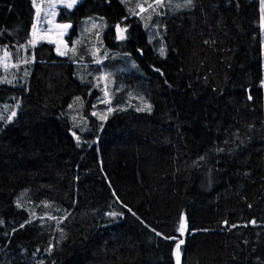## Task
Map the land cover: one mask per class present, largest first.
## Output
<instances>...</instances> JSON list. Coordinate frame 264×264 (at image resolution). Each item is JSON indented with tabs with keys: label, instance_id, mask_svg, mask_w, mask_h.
<instances>
[{
	"label": "trees",
	"instance_id": "1",
	"mask_svg": "<svg viewBox=\"0 0 264 264\" xmlns=\"http://www.w3.org/2000/svg\"><path fill=\"white\" fill-rule=\"evenodd\" d=\"M35 13L0 0V264H176L180 239L181 264H264V0L166 14L164 55L120 0L59 8L69 43L97 16L136 63L151 111L103 120L76 64L30 43Z\"/></svg>",
	"mask_w": 264,
	"mask_h": 264
},
{
	"label": "rangeland",
	"instance_id": "2",
	"mask_svg": "<svg viewBox=\"0 0 264 264\" xmlns=\"http://www.w3.org/2000/svg\"><path fill=\"white\" fill-rule=\"evenodd\" d=\"M32 1L36 9L31 39L32 41L35 40V43L32 44L49 43L53 46V51L56 54L66 57L70 62L76 64L77 78L83 82H91L92 88L100 92L98 99L95 100L94 114L99 118L106 116L108 112L113 110L114 105L119 108L131 105L136 110L143 108L145 104L150 105L148 100L143 99V94H133V92H137L128 87L127 77L137 70L136 63L122 44L116 48L106 44L102 37L105 27L104 19L97 16L84 18L77 28V35L69 43L65 37H67L71 26L68 23L63 24L57 21L59 7L56 4L66 5L71 0ZM120 1L125 6L126 11L132 13L131 16L138 18L149 39H156L161 42V45L156 46L160 54L161 48L164 49V54L166 52L163 38L159 34L160 21L166 14L187 9L193 4V0L191 5H187V0H163L161 7L156 5L155 0ZM138 5H142L145 10L141 11ZM64 25L68 27H62ZM121 30L117 28L119 39L124 40L126 37L123 36ZM60 52H63L64 55L59 54ZM10 65L9 55L4 54L1 58V66L8 69ZM113 101H117V103L114 104ZM80 103L78 98H74L69 113L77 121H80Z\"/></svg>",
	"mask_w": 264,
	"mask_h": 264
},
{
	"label": "snow or ice",
	"instance_id": "3",
	"mask_svg": "<svg viewBox=\"0 0 264 264\" xmlns=\"http://www.w3.org/2000/svg\"><path fill=\"white\" fill-rule=\"evenodd\" d=\"M76 3V0H71V2L70 3H67L66 4V7H69V8H71V7H73V5ZM155 3H156V5H158V6H163V0H155ZM191 3H192V0H187V5H191ZM138 7L140 8V10L141 11H144L145 9L143 8V6L142 5H138ZM149 7H152V5H149ZM62 27H68L67 25H64V26H62ZM124 30L122 29L121 30V32H123ZM121 38H123V36H121ZM30 43H35V40H33V41H30ZM160 52H161V55H163L164 54V49L163 48H161L160 49ZM59 54H61V55H64V53L63 52H60ZM5 55L7 56V53H5ZM249 99H251V97H249ZM138 111H151V105H147V104H145V106L143 107V108H140V109H138ZM15 112H13L12 113V116H15ZM100 119H106V117L105 116H101L100 117ZM17 206H19V205H17ZM108 215H110V216H112V217H115V216H117L118 215V213H116V212H111V213H108ZM0 223H2V221H0ZM251 223H255V221H252ZM21 227H23V225H21ZM186 230H187V222H186V219L184 218V217H182L181 218V221H180V224H179V227H178V229H177V231L178 232H180V234L183 236L184 235V233L186 232ZM157 235H161V233H157ZM165 239H169V237H164ZM184 243V240H182V239H180V240H178L177 241V243H176V246H175V255H176V264H181V261H180V256H181V245Z\"/></svg>",
	"mask_w": 264,
	"mask_h": 264
},
{
	"label": "crops",
	"instance_id": "4",
	"mask_svg": "<svg viewBox=\"0 0 264 264\" xmlns=\"http://www.w3.org/2000/svg\"><path fill=\"white\" fill-rule=\"evenodd\" d=\"M31 1H32V0H31ZM49 1H50V0H49ZM79 1H80V0H76V3H78ZM32 2H33V1H32ZM76 3H75V4H76ZM75 4H74V5H75ZM56 5H57V7H59V8H60V7H66V5H64V4H56ZM74 5H73V6H74ZM59 8H58V9H59ZM66 8H69V7H66ZM71 8H72V7H71ZM69 9H70V8H69ZM65 24H67V23H65ZM68 24H69V23H68Z\"/></svg>",
	"mask_w": 264,
	"mask_h": 264
}]
</instances>
